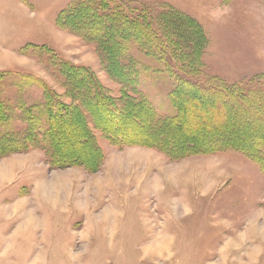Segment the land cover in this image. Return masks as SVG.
Returning <instances> with one entry per match:
<instances>
[{"label":"rangeland","instance_id":"rangeland-1","mask_svg":"<svg viewBox=\"0 0 264 264\" xmlns=\"http://www.w3.org/2000/svg\"><path fill=\"white\" fill-rule=\"evenodd\" d=\"M69 2L0 0V71L7 72L0 73V136L10 133L18 141L16 148L0 145V264H264V168L243 152L171 159L140 144L116 145L92 125L95 144H82L93 117L84 118L77 105L71 107L75 123H64L66 140L58 148L60 157L85 155L86 165H52L40 147H27L33 129L26 121L45 100L44 84L65 104L71 99L48 53L26 45L50 46L93 70L110 100L120 104L124 97L91 44L57 25ZM120 2L153 28L177 61L184 53L174 41L178 30L156 25L169 9L203 25L207 39L198 53L206 75L248 84L264 73V0ZM83 26L87 35L101 31ZM188 36L183 42L193 35ZM189 43L186 50L193 54L196 43ZM142 50L128 42L124 55L134 61L131 76L135 70L138 90L158 115L172 116L170 93L182 73H174L158 50L152 48L154 56ZM239 115L235 125L241 130L244 114ZM115 120L106 117L103 124ZM185 135L192 138L188 130L176 137Z\"/></svg>","mask_w":264,"mask_h":264},{"label":"trees","instance_id":"trees-1","mask_svg":"<svg viewBox=\"0 0 264 264\" xmlns=\"http://www.w3.org/2000/svg\"><path fill=\"white\" fill-rule=\"evenodd\" d=\"M125 7L120 0H70L57 18L60 28L73 32L83 42L91 44L105 71L122 86L124 97L119 100L120 104L105 96L94 71L89 67L72 63L45 44L31 43L24 47L32 45L35 50L43 51L42 55L48 53V60L56 66L54 74L60 75L67 87L66 95L71 99L70 104H65L59 100L50 85L44 84L45 100L32 107L26 121L33 129L27 147L33 146L31 143L40 147L45 152L48 163L52 165L54 162L56 165L75 162L86 165L87 161L83 158L85 155H78V158L60 157L58 148L66 140L65 136H61L65 130L64 123H75L76 118L73 117L71 107L77 105L84 118L85 115L88 118L93 117V121L90 118L86 121L88 134L84 141H80L82 144H95L96 133L92 125L116 145L140 144L157 149L171 159L197 153L235 150L243 152L264 168V73L249 80L248 84L229 82L218 75H206L198 53L201 44L205 49L207 39L202 24L174 9L162 12L157 17L156 25L159 29L162 25L173 24L178 30L174 41L178 40L184 55L179 54L177 61L175 52L173 55L171 51L164 49L153 28L149 29L148 24L138 20ZM119 20L122 23L117 24ZM177 22L185 24L187 29L181 30ZM83 24L93 25L94 30L101 28V31L87 35L81 30L84 28ZM188 35L193 36L183 42L182 37L186 36L187 39ZM194 37L202 43H197ZM117 39V45L110 44ZM132 40L146 55L154 56L151 53L152 48L158 50L162 59L166 56V62L174 73H182L170 93L176 109L172 116L158 115L152 104L138 90L135 70L131 76L134 61L124 55L128 42ZM191 40L196 43L193 54L186 50ZM0 73L7 74L4 71ZM36 78L42 80L40 76ZM72 79L75 80L74 83ZM188 89L192 91L188 92ZM1 102L0 99V104ZM239 114H244L239 121L242 124L241 130L235 125ZM113 115L118 120L103 124L106 117ZM103 116L105 117L102 118ZM201 116L205 118V122ZM215 116L218 120H215ZM185 130L191 131L192 138L187 135L183 139L176 137L180 131ZM17 143V139L10 133L0 136V145H12L16 148ZM90 167L94 169V165Z\"/></svg>","mask_w":264,"mask_h":264},{"label":"bare ground","instance_id":"bare-ground-1","mask_svg":"<svg viewBox=\"0 0 264 264\" xmlns=\"http://www.w3.org/2000/svg\"><path fill=\"white\" fill-rule=\"evenodd\" d=\"M137 137V136H136ZM46 195V194H45ZM158 247H161V244L158 245Z\"/></svg>","mask_w":264,"mask_h":264}]
</instances>
